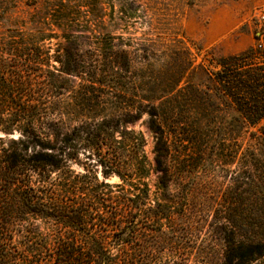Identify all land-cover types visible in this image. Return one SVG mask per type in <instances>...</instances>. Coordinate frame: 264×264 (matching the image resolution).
I'll return each mask as SVG.
<instances>
[{
  "label": "rangeland",
  "instance_id": "1",
  "mask_svg": "<svg viewBox=\"0 0 264 264\" xmlns=\"http://www.w3.org/2000/svg\"><path fill=\"white\" fill-rule=\"evenodd\" d=\"M67 4L70 8L59 20L62 12L47 9V0H0V35L8 28L34 24L57 29L59 23L74 25L76 34L71 40L46 41L51 53L80 51L89 57L106 33L113 36L116 58L126 49L133 66L126 73L129 77L119 78L113 88L134 95L128 101L138 105L148 81L156 87L159 124L167 143L165 154L159 155L158 172L149 116L135 113L130 127L146 139L145 180L151 197L159 194V209L168 215L159 226L142 219L143 236L159 241V251L174 253L163 258L167 263L220 264L234 232L237 239L248 241L259 231L242 212L243 201H252L254 180L264 169V115L258 120L264 110V0ZM73 81L78 85L81 79ZM19 135L0 131L5 139ZM97 160L81 150L72 167L94 171L103 180ZM106 181L120 180L113 175ZM150 203L156 205L154 200ZM36 223L42 228L40 221ZM250 264H264V257Z\"/></svg>",
  "mask_w": 264,
  "mask_h": 264
},
{
  "label": "trees",
  "instance_id": "2",
  "mask_svg": "<svg viewBox=\"0 0 264 264\" xmlns=\"http://www.w3.org/2000/svg\"><path fill=\"white\" fill-rule=\"evenodd\" d=\"M47 5L62 12L59 20L70 8L67 0H47ZM53 26L8 28L0 35V131L20 134L0 136V264H170L163 258L174 253L159 251V241L143 236L142 219L159 226L168 215L145 180V136L130 127L135 113L148 114L159 172L167 143L158 90L148 81L140 103H129L134 95L113 88L131 72L126 49L116 58L113 36L106 33L89 57L80 51L51 53L46 41L76 34L74 25ZM263 115L262 108L258 120ZM81 150L98 157L103 180L72 167ZM113 175L120 181H106ZM254 183L242 216L259 231L248 241L234 232L220 264L264 257V169ZM148 200L156 205L148 206Z\"/></svg>",
  "mask_w": 264,
  "mask_h": 264
}]
</instances>
